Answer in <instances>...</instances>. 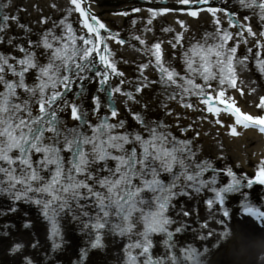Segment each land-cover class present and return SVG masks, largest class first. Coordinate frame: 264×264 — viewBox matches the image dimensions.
Here are the masks:
<instances>
[{
    "label": "snow or ice",
    "instance_id": "6c2138e0",
    "mask_svg": "<svg viewBox=\"0 0 264 264\" xmlns=\"http://www.w3.org/2000/svg\"><path fill=\"white\" fill-rule=\"evenodd\" d=\"M176 2L181 7L148 8V24L170 12H184L195 18L205 10L200 5H209V0ZM238 3L246 9H258L254 14L264 23V0H238ZM83 4L84 0H70L72 8L69 11V15L76 11L82 17V34L78 35L65 18L60 21L63 26L60 34L47 29L36 40L28 38L27 46L17 44L23 56L0 52V196L9 201L6 208L0 204V215L19 213L22 204L35 206L36 219L47 222V238L53 252L68 243L65 234L73 230L74 225L85 236V244L79 248L74 264H87L92 249H106L107 236L127 237L122 264H168L169 261L179 264L175 235L184 232L188 225L167 214L170 208L176 209L173 201L185 196L192 199L193 194L199 195L207 189L214 195L204 203L209 209L218 203L223 216L229 217L224 207L227 195L239 192L245 187V180L248 188L254 182L264 185V162L254 178L246 174L238 176L230 167L225 169L231 180L218 187V170L210 159H196L193 141L179 138L170 125L152 119L145 89L159 83L167 101L179 98L186 108L193 107L187 97H198L206 105V111L217 116L221 112L218 104L224 105V110L235 117L232 134H237L236 125L245 128L256 125L264 133V115L242 112L226 95L228 87H236V64L249 59L248 55L237 56L239 44L247 43L244 31L253 37L257 34L250 24H241L240 31L235 34L239 39L228 46V41L233 40V33L228 30L218 28L215 34L206 33L201 41L183 50V75L165 61L163 40L149 45L137 35L134 39L144 46L141 51L149 59L138 66L139 82L132 84V90L125 91L121 85L128 81L118 67L108 39L121 45L126 40L99 20L91 4L87 7ZM8 6L0 4V10ZM206 10L214 17L224 12L230 24L238 23L234 19L236 13L227 7L208 6ZM132 11L141 9L132 8ZM120 14L128 15L127 12ZM9 19L18 21L19 18L0 16V32L5 30ZM248 19L244 17L245 21ZM40 22H46V18ZM215 22L221 23L218 17ZM178 23L187 29L184 20ZM19 26L26 33L30 31L25 24ZM101 30L107 31L109 36L102 35ZM163 31L173 32L174 29ZM183 35V32L176 33L168 41L172 48L182 46ZM259 35L264 37V31ZM256 47L260 50L252 58L264 73V43L257 40ZM40 48L44 49L43 53L38 52ZM248 52L252 53V49ZM150 65L157 70L158 81L144 75ZM33 70L35 76L29 82L28 74ZM113 77L120 78L118 84H112ZM198 78L203 83H197ZM213 81L218 82L215 88ZM119 95L140 105L138 109L129 108L137 127L130 128L119 115ZM160 103L167 109L163 100ZM258 107L264 109V97ZM69 120L75 123L70 125ZM210 170L212 175L205 179V173ZM195 210L181 206L177 216L188 217ZM242 211L264 222V211L248 204ZM24 217L23 227L31 229L34 219L27 212ZM62 220L66 222L64 226ZM140 224L142 228L138 229ZM172 224L178 226L172 230ZM204 226L207 227L206 222ZM153 234L164 235L161 243L166 254L153 255ZM31 246L34 249L43 247L35 235ZM23 248V243H14L9 251L15 254ZM180 252L185 261L199 264V252L191 244L180 248ZM24 262L34 264L30 256H25Z\"/></svg>",
    "mask_w": 264,
    "mask_h": 264
},
{
    "label": "bare ground",
    "instance_id": "6f19581e",
    "mask_svg": "<svg viewBox=\"0 0 264 264\" xmlns=\"http://www.w3.org/2000/svg\"><path fill=\"white\" fill-rule=\"evenodd\" d=\"M90 1H91V3H96L95 0H84V2L88 5L90 4ZM97 1L101 3L102 1H106V0H97ZM111 1L118 3V6L123 5V7H122L123 9L128 8V12H127L128 15H122L120 18L113 16V14L110 13L113 10V8H109L106 6H96V7L91 6V10L94 11L95 13L99 14L101 16V18L107 17V19L110 20V24H113L115 26H116L115 23L119 20V23L117 22L118 26L115 28V29H117V30H115V32L122 34V36H121L122 39H125L124 38L125 36H129L130 38H132L133 39V42H132L133 45L136 46L139 50H141L144 46L141 45L139 43V41L135 40L134 37L139 35V36H141L142 39H144L146 41L147 44H149V45L152 44L155 41L159 40L158 36L160 34V30H161L162 26H164V23L166 21V16L162 15L161 21L158 20V18L160 17V16H158L157 18L153 19L152 23L149 25L148 24V18H149L150 14L147 11V9L150 7H157V8H159V7H170V8L181 7L180 5L177 4L176 0H111ZM210 1L213 4V6L219 5V6L228 7L232 10L234 9V5L231 4V0H225L224 3H222L221 0H210ZM65 3L68 5V9L70 11L72 8V6L70 5V2L65 1ZM41 6H42V8H45L44 4ZM199 7H203V5H200ZM132 8H140L141 11L133 12ZM247 10H249L253 13L258 12V9H247ZM200 16H202V17L199 20H193L191 18L188 20L186 18H182L186 22V25H187V29L182 31L184 33L182 46L178 45L175 49L172 48L171 45L168 43V41L172 40L173 37L175 36V34L168 37L167 43L163 46V49L167 48L166 53H168V57L164 58L166 62H171L174 59H178V60L182 61V68H184V61L182 59L183 50L187 49L191 43H195L196 41H201L202 38L204 37L205 32L206 33H212L213 32L212 22L209 20V18L205 15H200ZM26 18L27 17H25L21 20V24L24 23ZM133 21H135V23H133ZM192 26H193V28L199 27L200 28V34H197L196 32H191L190 27L192 28ZM124 31H126V32L124 33ZM146 32L151 34V39H148L146 37V34H145ZM185 37H187V38H185ZM256 41H254L253 44L244 43L242 46V52L239 53V55H241L242 53H249L248 52L249 48L252 49V52L258 51L259 49L256 47ZM209 42H211V41L209 40ZM231 42H232V40L228 41V43H231ZM109 46H112V45H109ZM129 48H131V46H129ZM125 51H128V52H126V54H127L126 59L129 63H133L135 66L137 63H141L142 60L138 57V55H135V53L132 52L130 49H126ZM147 58L149 59V57H147ZM240 68H241L240 69L241 71H244V64H240ZM181 74L183 75L184 73L181 72ZM241 77H243V83L241 85H239V84L236 85V88H237L239 93H241L243 91V88L248 81L247 75L241 76ZM216 83H218V82H216ZM155 92H157V95L155 96V98L160 99L161 96L166 95L160 90L155 91ZM149 103H150V107H151V113L159 115L158 113H155V111H154V109H155V107H153L154 106V100L153 99L149 100ZM185 117H186V114H185ZM191 117H193V113H187L188 120H190ZM191 121L197 122V120H193V119ZM247 133H252V131H247ZM209 144H213V143H209ZM247 230L253 236L260 234L259 236L261 238L264 237L263 236L264 233L261 230L251 232L248 226H247ZM262 239H264V238H262ZM61 255H64V253H62Z\"/></svg>",
    "mask_w": 264,
    "mask_h": 264
},
{
    "label": "rangeland",
    "instance_id": "374dc122",
    "mask_svg": "<svg viewBox=\"0 0 264 264\" xmlns=\"http://www.w3.org/2000/svg\"><path fill=\"white\" fill-rule=\"evenodd\" d=\"M59 34V33H58ZM11 44L8 42V43H5L3 46H2V49H0V52H4V53H6V52H11ZM43 48H40L39 50H38V52H40V53H43ZM20 56H23V53L22 52H19V56L18 57H20ZM31 72H33V73H35V71L33 70V71H31ZM93 120H95V116H92L91 117Z\"/></svg>",
    "mask_w": 264,
    "mask_h": 264
}]
</instances>
